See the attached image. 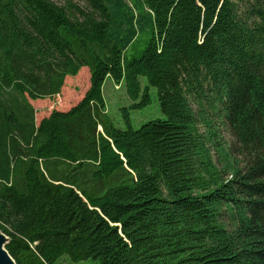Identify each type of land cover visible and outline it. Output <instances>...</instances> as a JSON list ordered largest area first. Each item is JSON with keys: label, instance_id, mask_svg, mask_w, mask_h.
I'll return each mask as SVG.
<instances>
[{"label": "trees", "instance_id": "16d2710c", "mask_svg": "<svg viewBox=\"0 0 264 264\" xmlns=\"http://www.w3.org/2000/svg\"><path fill=\"white\" fill-rule=\"evenodd\" d=\"M0 230L17 264H264V0H0Z\"/></svg>", "mask_w": 264, "mask_h": 264}, {"label": "rangeland", "instance_id": "374dc122", "mask_svg": "<svg viewBox=\"0 0 264 264\" xmlns=\"http://www.w3.org/2000/svg\"><path fill=\"white\" fill-rule=\"evenodd\" d=\"M56 2H63V0H54ZM80 1V0H76ZM147 41H144L140 47L139 51H143L146 48ZM84 73L81 71V74L75 77H68L65 83V86L62 90L60 96L56 98L54 101L50 100H36L32 101L33 105L37 108L38 112L36 114V120L42 118V116L46 115L51 109L59 108V109H68L74 103H76L85 93L89 86V77L90 72L89 68L85 67ZM143 83H146V78H141ZM151 94L153 101L150 105L140 110H132L131 111V124L134 128L140 127L144 122L157 117H163V113L161 111L159 101H158V91L155 87L151 88ZM104 95L107 102L108 112L116 125L120 127H126L122 108L130 105V100L127 96L125 86L122 85L120 87L116 86V84L108 79L104 89ZM210 111V110H209ZM211 117L215 116L214 111L211 110ZM215 124L219 128V139L220 142L226 147L229 153L233 151V136L225 123H222L221 120L217 119ZM239 152H241L242 148L239 146ZM214 159L216 162L218 161L219 154L214 151ZM236 156L241 160H245L238 152ZM244 162V161H243ZM219 163V162H217ZM59 264H96L92 260H85L81 263H70L68 259H62Z\"/></svg>", "mask_w": 264, "mask_h": 264}, {"label": "water", "instance_id": "95a60500", "mask_svg": "<svg viewBox=\"0 0 264 264\" xmlns=\"http://www.w3.org/2000/svg\"><path fill=\"white\" fill-rule=\"evenodd\" d=\"M8 242L9 236L0 230V244H2L5 249L4 251H0V264H17L6 248Z\"/></svg>", "mask_w": 264, "mask_h": 264}, {"label": "bare ground", "instance_id": "6f19581e", "mask_svg": "<svg viewBox=\"0 0 264 264\" xmlns=\"http://www.w3.org/2000/svg\"><path fill=\"white\" fill-rule=\"evenodd\" d=\"M4 250H5V249H4L3 245L0 244V251H4Z\"/></svg>", "mask_w": 264, "mask_h": 264}]
</instances>
